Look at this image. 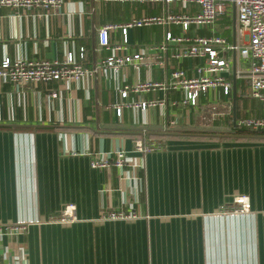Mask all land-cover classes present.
Here are the masks:
<instances>
[{"label": "crops", "instance_id": "1", "mask_svg": "<svg viewBox=\"0 0 264 264\" xmlns=\"http://www.w3.org/2000/svg\"><path fill=\"white\" fill-rule=\"evenodd\" d=\"M162 5L63 0L47 17L0 7V61L62 60L73 52L92 67L110 54L98 45L101 25L160 15ZM160 26L129 28L130 51L159 44L166 30ZM191 28L185 36L196 34ZM173 33L181 34L180 27ZM109 39L120 43L121 32L110 31ZM175 48L164 56L166 68L125 67L119 78L162 81L176 66L193 74L203 59L178 64ZM225 76L235 78V105L232 91L224 95L221 87L201 93L192 106L181 104L179 90L121 99L102 75L69 83L0 81V224L35 221L0 236V264H264V133L238 134L234 126L236 119L260 116L261 103L249 96L245 76L233 74V64ZM139 99L165 102L144 111L123 107L116 115L114 103ZM169 121L175 124L166 128ZM172 128L180 132L162 134ZM142 132L160 149L135 152L132 135ZM118 149L129 160L122 177L115 166H90L94 153L112 156ZM242 195L249 212L231 215L233 198ZM66 205H74L77 220L50 222ZM109 210H135L138 218L100 220Z\"/></svg>", "mask_w": 264, "mask_h": 264}, {"label": "built area", "instance_id": "2", "mask_svg": "<svg viewBox=\"0 0 264 264\" xmlns=\"http://www.w3.org/2000/svg\"><path fill=\"white\" fill-rule=\"evenodd\" d=\"M105 1H136L153 2L160 4L178 3L177 11L166 12L154 16L132 18L119 24H104L97 29V41L100 48L110 51L105 58L95 63L92 67H85L75 58L73 52H67L62 60L29 61L4 57L0 61V81L11 84L25 83H49L51 81H84L102 75L115 83L116 93L121 99H126L130 93L140 94L149 91L163 90L182 91L181 104H198L199 95L210 88L221 87L224 95H230L232 83L226 78L235 59L236 74H243L249 87V96L261 103V115L258 117H243L234 121L235 128L248 130H260L264 128V0H105ZM63 0H0V7L22 9L34 12L38 16L47 17L58 11ZM231 3L235 8L234 40L229 42L220 33H216L213 26L217 17L227 12V4ZM163 25L166 27L162 41L157 45L142 46L138 50L130 51L127 45L128 29L132 27H144ZM209 25L214 33L207 36L194 34L185 36L190 27L195 29ZM180 27L181 34H174L173 27ZM118 29L121 32V41L113 42L109 39V32ZM243 37L240 44L239 38ZM171 45H175L173 58L179 64L182 59H203L193 69V74L187 75L179 66L172 70L162 81L145 80L127 83L125 77L119 78L123 68L131 67L134 71L145 68L147 71L155 68H166L164 57ZM83 48L80 49V57ZM127 51V52H126ZM244 68L240 70L238 64ZM123 81L117 85V81ZM50 96L56 98L57 92H51ZM156 100H142L135 102H118L113 104L116 115L120 116L123 107H139L143 111L149 106L162 105ZM175 106L177 102H171ZM175 124V121L166 123V128ZM161 145L154 139L141 136L133 139V150L145 155ZM113 158L111 159V157ZM110 153H94L90 166L95 169H106L115 166L122 171L128 165V157L123 149ZM234 207L231 215H242L249 212L250 205L246 196L233 198ZM138 218L135 210H109L100 217L102 221L134 220ZM77 220L74 205H66L57 217L50 218V222L72 223ZM35 221L20 220L12 224H0V236L14 235L26 230V227Z\"/></svg>", "mask_w": 264, "mask_h": 264}, {"label": "rangeland", "instance_id": "3", "mask_svg": "<svg viewBox=\"0 0 264 264\" xmlns=\"http://www.w3.org/2000/svg\"><path fill=\"white\" fill-rule=\"evenodd\" d=\"M227 6H228L227 12L224 15L218 16L213 26L216 28L215 29L216 33H220L228 41L232 42L233 40L232 4L228 3ZM178 8H179L178 3H172L168 5L163 4L161 13L165 14L166 12H172L173 10L177 11ZM160 27L163 28V25ZM193 29L195 28L194 27L191 28L192 32H193ZM213 33H214V30L209 25L196 29V34L199 36H207ZM243 40H244L243 37L239 38L240 44L243 43Z\"/></svg>", "mask_w": 264, "mask_h": 264}, {"label": "trees", "instance_id": "4", "mask_svg": "<svg viewBox=\"0 0 264 264\" xmlns=\"http://www.w3.org/2000/svg\"><path fill=\"white\" fill-rule=\"evenodd\" d=\"M172 129H168L165 130L164 133H162L163 135H171L174 133H179L180 131L177 130H173ZM162 132V131H160ZM182 132V131H181ZM186 133H191V134H206V133H212V131H206V130H201V129H188L185 130ZM236 133L238 134H254V135H260L264 133V129H260V130H248V129H243V128H237ZM142 133H137L135 135H132L133 138L139 137L141 136Z\"/></svg>", "mask_w": 264, "mask_h": 264}, {"label": "water", "instance_id": "5", "mask_svg": "<svg viewBox=\"0 0 264 264\" xmlns=\"http://www.w3.org/2000/svg\"><path fill=\"white\" fill-rule=\"evenodd\" d=\"M232 22L233 24L235 23V8L234 6L232 7ZM233 34H234V29H233ZM233 40H234V35H233ZM235 73V54L233 56V74ZM232 99H233V105H235V99H236V82L235 78H233L232 81ZM235 117V116H234ZM230 136H237V135H230Z\"/></svg>", "mask_w": 264, "mask_h": 264}]
</instances>
